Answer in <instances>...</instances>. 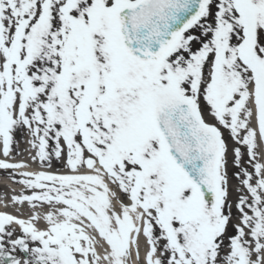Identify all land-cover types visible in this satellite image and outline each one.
Here are the masks:
<instances>
[{
  "label": "snow or ice",
  "instance_id": "6c2138e0",
  "mask_svg": "<svg viewBox=\"0 0 264 264\" xmlns=\"http://www.w3.org/2000/svg\"><path fill=\"white\" fill-rule=\"evenodd\" d=\"M0 153V264H264V0H0Z\"/></svg>",
  "mask_w": 264,
  "mask_h": 264
},
{
  "label": "bare ground",
  "instance_id": "6f19581e",
  "mask_svg": "<svg viewBox=\"0 0 264 264\" xmlns=\"http://www.w3.org/2000/svg\"><path fill=\"white\" fill-rule=\"evenodd\" d=\"M15 151L16 150L13 147V153H14L13 157H15L16 159H12L11 161H24L25 163L28 164V167L26 169H21V170L32 171L33 167L35 165L39 164L38 162H35L31 159V156L34 154L35 150L31 149V146L29 144L28 145L22 144L21 146H19V151L16 153H15ZM0 157L2 159L5 158V157H3L2 153H0ZM58 165L60 167H63L64 166L63 160H60L58 162ZM40 166H42V165H40ZM6 171L8 172V174H6V175L11 177L9 175V172L11 170H6ZM37 171H39V170H37ZM45 171H51V170L47 169ZM68 171L69 170L67 168H64L59 172L67 173ZM2 174H4V173H2ZM9 186L10 187H6L4 184H0V212H7L11 215H15V216H18L20 218L27 219L32 214L33 209L31 207H29L27 203L17 204V203L12 202L13 195H19L22 192L27 193V190L20 183L16 184V186H15V184L10 182ZM39 210L41 212H43V211H46L47 209H39ZM37 226L43 227L44 222L43 221L38 222ZM13 227H15L17 230L19 229L16 226H13ZM145 251H146V246H145L143 237H141V240H140L141 259L143 258ZM133 264H138V262L135 261V259H133Z\"/></svg>",
  "mask_w": 264,
  "mask_h": 264
},
{
  "label": "rangeland",
  "instance_id": "374dc122",
  "mask_svg": "<svg viewBox=\"0 0 264 264\" xmlns=\"http://www.w3.org/2000/svg\"><path fill=\"white\" fill-rule=\"evenodd\" d=\"M225 135L227 136V133H225ZM28 139H30V137L27 136L26 131H24V130H20V131H18V132L16 133V141H17V143L13 146L14 149L16 150L15 153L19 151V146H21L22 144L28 145V143H27ZM12 155H14V153H13ZM58 162H59V161L53 159V160H52V166H51L50 169H54V170H62V169L65 168L64 166H63V167H60V166L58 165ZM45 168H46V167H45ZM41 169H43V166H40L39 164H37V165H35V166L33 167V170H35V171H37V170H41ZM232 171H233V169L230 167V176L232 175ZM4 182L8 184V187H10V186H9L10 181H8L7 179H5ZM11 182H12V181H11ZM14 184H15V183H14ZM231 185H232V188H233L231 198H232L233 200H235V197H236L235 188H236V185H237V181H236V179H235L234 177H233L232 180H231ZM15 186H16V185H15ZM17 186H18V185H17ZM28 206L31 207L29 204H28ZM16 234H17V235L19 234V232H18L17 230H16Z\"/></svg>",
  "mask_w": 264,
  "mask_h": 264
}]
</instances>
